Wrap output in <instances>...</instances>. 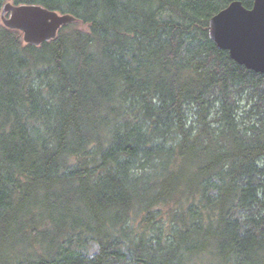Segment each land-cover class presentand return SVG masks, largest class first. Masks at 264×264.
Masks as SVG:
<instances>
[{
    "label": "trees",
    "instance_id": "1",
    "mask_svg": "<svg viewBox=\"0 0 264 264\" xmlns=\"http://www.w3.org/2000/svg\"><path fill=\"white\" fill-rule=\"evenodd\" d=\"M11 1L77 22L0 24V264H264V75L207 34L236 0Z\"/></svg>",
    "mask_w": 264,
    "mask_h": 264
},
{
    "label": "water",
    "instance_id": "2",
    "mask_svg": "<svg viewBox=\"0 0 264 264\" xmlns=\"http://www.w3.org/2000/svg\"><path fill=\"white\" fill-rule=\"evenodd\" d=\"M0 24L22 34L24 45L39 47L53 41L58 32L77 20L69 14H59L39 5H15L6 2L0 11ZM223 26L228 39L221 38ZM207 34L220 51L228 53L237 65L264 75V0H253L251 8L241 1H232L208 21Z\"/></svg>",
    "mask_w": 264,
    "mask_h": 264
},
{
    "label": "rangeland",
    "instance_id": "3",
    "mask_svg": "<svg viewBox=\"0 0 264 264\" xmlns=\"http://www.w3.org/2000/svg\"><path fill=\"white\" fill-rule=\"evenodd\" d=\"M6 2H12V1H11V0H3V3H2V4L6 3ZM0 23H1V22H0ZM78 27H79V29H81V30H85V29H86V26H83V25H79ZM19 35H20V39H21V41H22V34L19 33ZM166 211H167V209L164 210V212H166ZM74 248H76V246H73V249H74ZM96 249H97L96 244L93 243V242H89L88 244H86V245L82 248V251H83L85 254H87L88 256H92V255L96 252ZM211 263H213V262H211ZM211 263H209V264H211Z\"/></svg>",
    "mask_w": 264,
    "mask_h": 264
},
{
    "label": "snow or ice",
    "instance_id": "4",
    "mask_svg": "<svg viewBox=\"0 0 264 264\" xmlns=\"http://www.w3.org/2000/svg\"><path fill=\"white\" fill-rule=\"evenodd\" d=\"M220 33H221V38L224 39V40H227L229 37H228V34L227 32L224 30L223 26H221L220 28Z\"/></svg>",
    "mask_w": 264,
    "mask_h": 264
}]
</instances>
